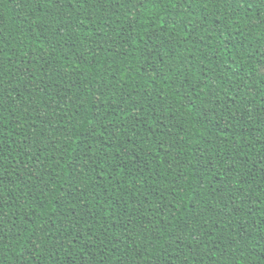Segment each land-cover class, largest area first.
Listing matches in <instances>:
<instances>
[{
    "label": "trees",
    "instance_id": "1",
    "mask_svg": "<svg viewBox=\"0 0 264 264\" xmlns=\"http://www.w3.org/2000/svg\"><path fill=\"white\" fill-rule=\"evenodd\" d=\"M0 264H264V0H0Z\"/></svg>",
    "mask_w": 264,
    "mask_h": 264
}]
</instances>
